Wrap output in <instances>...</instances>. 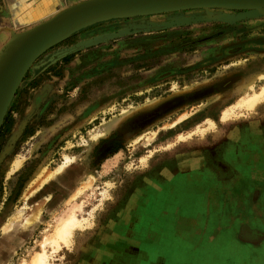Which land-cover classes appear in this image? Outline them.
Here are the masks:
<instances>
[{"label":"rangeland","instance_id":"1","mask_svg":"<svg viewBox=\"0 0 264 264\" xmlns=\"http://www.w3.org/2000/svg\"><path fill=\"white\" fill-rule=\"evenodd\" d=\"M77 1L0 0V67L24 30ZM263 88L264 6L152 9L71 28L32 60L1 115L0 264L39 251L45 264H113L159 197L192 204L180 212L194 219L196 192L225 190L233 175L240 194L262 189V214ZM248 158H262L261 178ZM214 211L229 219L222 205L202 217ZM71 214L79 223L55 245ZM230 228L219 240L236 253ZM164 234L163 250H187Z\"/></svg>","mask_w":264,"mask_h":264},{"label":"crops","instance_id":"2","mask_svg":"<svg viewBox=\"0 0 264 264\" xmlns=\"http://www.w3.org/2000/svg\"><path fill=\"white\" fill-rule=\"evenodd\" d=\"M261 159H247L248 163L254 165L252 169L258 170L259 178L262 176V170L257 164H261ZM228 179L226 182L230 187L225 190L218 187L212 188L210 192H206L207 190L196 192L202 198V203L194 212V219L182 217L180 210L192 212L189 208L192 204L187 202L177 204L173 198L169 203H165L164 199L159 197L157 202L151 203L146 216H141L145 218L131 230L128 244L115 251L117 258L115 264H264V208L262 214L260 212L262 189L252 185L242 190L240 194L231 186L236 184L239 177L233 175ZM30 184H34V180ZM223 191L227 192V200L225 197H220V195L224 196ZM240 195H243L245 207L246 205L250 209L252 207L253 218L258 216L262 224L252 222L247 212L248 207L238 209L237 202L240 200ZM232 204L237 208L230 209ZM220 205L222 212L228 213V220L219 219L218 211L209 215L210 218L202 217L204 211L218 209ZM228 227H231L232 234L229 236L233 246L236 247L235 251H238L236 253L230 250L231 246L221 244L219 240L220 233L228 234ZM165 232L174 241L187 244V250H163L156 245L165 236ZM122 242V240L118 241L120 244ZM243 249L249 250L250 259H245ZM128 259L130 262L125 263Z\"/></svg>","mask_w":264,"mask_h":264},{"label":"water","instance_id":"3","mask_svg":"<svg viewBox=\"0 0 264 264\" xmlns=\"http://www.w3.org/2000/svg\"><path fill=\"white\" fill-rule=\"evenodd\" d=\"M264 6V0H83L39 21L21 34L0 67V119L32 60L76 25L108 16L152 9L199 6Z\"/></svg>","mask_w":264,"mask_h":264},{"label":"bare ground","instance_id":"4","mask_svg":"<svg viewBox=\"0 0 264 264\" xmlns=\"http://www.w3.org/2000/svg\"><path fill=\"white\" fill-rule=\"evenodd\" d=\"M80 1H83V0H79L77 2H80ZM74 3H76V2H74ZM74 3L71 2V4H69V5H62L59 8H57L56 10H54V11L52 10L53 12H51L46 17L48 18V17L52 16L54 13H56L57 11L62 10V9L72 5ZM246 6H248V5H246ZM224 7L225 6H223V5L222 6H199V7H187V8H170V9H167V10H173V11H177V10H180V9H193V10H196V9H203L204 10L205 9V10H209L210 8H224ZM248 7H250V6H248ZM255 7H257V6H252L250 8H255ZM46 17H44V18L46 19ZM44 18H42V20H44ZM42 20L40 19L39 21H42ZM39 21H37L36 23H38ZM30 27H28V29ZM19 32H21V31H19ZM262 90L264 92V88ZM258 99H259V94H255L249 100L247 99L246 102H248V104H252L253 102H256ZM123 113L124 112H122L121 115ZM225 116L226 115L223 114L222 120H225L227 118ZM109 123H112V120L110 122H105V124L103 125L102 129L100 131H98V133L99 134H104L106 132L107 128H108ZM64 159H65V161L63 162V164H65L68 161L69 158H64ZM78 223L79 222L76 219V217L71 214L70 216L65 218L63 221H61L57 226H55V228H54V230L52 232V236H51L50 239L52 240L53 243H55V245L58 244V241H62V242H64L66 244L69 241L68 239H69V236L71 235V231H72L73 227H75ZM56 248H57V246H56ZM45 254L46 253H44L43 251H41V252L39 251V252L34 253L33 256H32V259L30 260V262L28 264H45Z\"/></svg>","mask_w":264,"mask_h":264},{"label":"flooded vegetation","instance_id":"5","mask_svg":"<svg viewBox=\"0 0 264 264\" xmlns=\"http://www.w3.org/2000/svg\"><path fill=\"white\" fill-rule=\"evenodd\" d=\"M219 187H220V186H219ZM170 190H171V189H170ZM176 190L178 191V189H173V190H171L170 194H175V193H177ZM178 192H179V191H178ZM206 192H207V191H206ZM180 194H181V192H180ZM172 199H173V198H170V200H172ZM169 202H170V201H169ZM169 202H168V203H169ZM176 203L178 204L179 202H176ZM179 204H180V203H179ZM137 223H138V222H137ZM137 223H135L134 226H135ZM134 226H133V228H135ZM133 233H134V232H133ZM134 234H135V233H134ZM115 255H116V254H115ZM116 260H117V258L115 257V261H116ZM128 262H130L129 259H128V260H125V263H128ZM113 264H115V262H114Z\"/></svg>","mask_w":264,"mask_h":264}]
</instances>
